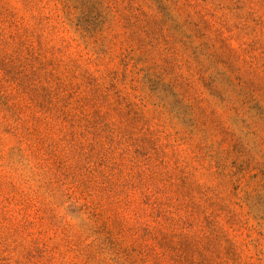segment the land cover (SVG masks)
Here are the masks:
<instances>
[{
  "label": "rangeland",
  "instance_id": "1",
  "mask_svg": "<svg viewBox=\"0 0 264 264\" xmlns=\"http://www.w3.org/2000/svg\"><path fill=\"white\" fill-rule=\"evenodd\" d=\"M0 264H264V0H0Z\"/></svg>",
  "mask_w": 264,
  "mask_h": 264
}]
</instances>
